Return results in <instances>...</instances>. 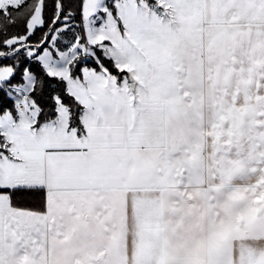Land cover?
I'll use <instances>...</instances> for the list:
<instances>
[{"label":"snow or ice","instance_id":"snow-or-ice-1","mask_svg":"<svg viewBox=\"0 0 264 264\" xmlns=\"http://www.w3.org/2000/svg\"><path fill=\"white\" fill-rule=\"evenodd\" d=\"M0 264H264V0H0Z\"/></svg>","mask_w":264,"mask_h":264}]
</instances>
